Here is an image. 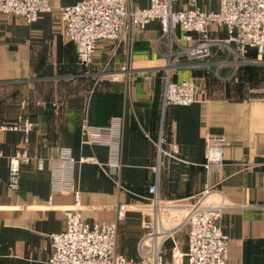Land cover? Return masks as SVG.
Here are the masks:
<instances>
[{
    "label": "crops",
    "instance_id": "1",
    "mask_svg": "<svg viewBox=\"0 0 264 264\" xmlns=\"http://www.w3.org/2000/svg\"><path fill=\"white\" fill-rule=\"evenodd\" d=\"M78 1L55 0L53 6ZM127 3L146 7L149 0ZM197 5L212 11L218 0H197ZM55 9L31 23L0 16V264H46L49 234L63 228L61 209L74 201L72 192L52 190L51 158L64 152L73 157L70 180L80 192L82 218L114 221L117 204L139 201L155 180L154 141L160 134L164 148L176 150L178 159L166 158L159 194L192 200L214 187L217 197L239 205L218 220L229 238L225 264H264V54L259 58L248 51L249 71L233 86L212 87L191 77L198 83L195 101L162 108L165 45L157 21L114 55V44L101 42L93 62L82 66L74 43L60 34ZM24 115L33 122L28 154L42 158L45 166L20 164L18 188L12 190L9 158L21 147L22 133L9 127ZM85 123L105 129L103 136L111 143L88 141ZM209 136L221 139L220 171L202 166ZM143 232L139 214L128 212L117 222L118 252L138 261ZM174 244L187 250L186 228L165 241L166 262Z\"/></svg>",
    "mask_w": 264,
    "mask_h": 264
},
{
    "label": "built area",
    "instance_id": "2",
    "mask_svg": "<svg viewBox=\"0 0 264 264\" xmlns=\"http://www.w3.org/2000/svg\"><path fill=\"white\" fill-rule=\"evenodd\" d=\"M55 0H0V16L18 17L26 23L34 22L40 14L54 11ZM62 38L73 42L80 65L93 62L101 42L114 44L113 53L122 45L130 46L136 32L144 30L149 22L159 23L160 37L165 45L166 62L163 69L162 108L167 105H188L195 101L193 81H172L171 72L179 67L177 61H208L220 57L218 66L246 62L249 50L257 57L264 54V0H218L216 10L205 11L197 0H149L146 7L130 5L127 0H80L55 9ZM224 36H220V33ZM112 56H110L111 60ZM109 60V61H110ZM245 60V61H243ZM147 78H149L147 76ZM88 141L108 143L105 129L84 124ZM33 122L24 115L18 117L9 129L22 133V145L9 158L8 187L16 190L19 184V165L34 163L43 170L42 158L28 154L26 144ZM220 138L209 136L202 166L207 171H220L224 156ZM160 134L154 144L157 161L155 180L139 201L119 203L115 220L82 218L80 192L70 180L73 157L64 152L48 162L51 188L54 192H72L73 204L61 209L64 226L49 234L50 254L46 264H225L228 236L222 232L218 220L222 213L238 204L217 197L219 191L207 186L194 199H168L159 194L158 176L166 158L178 159L175 151L164 148ZM3 153L0 150V158ZM81 162L87 159L81 157ZM119 185V180H114ZM216 198V199H215ZM51 203V197L47 200ZM139 214L143 234L138 241L140 259L134 261L117 250V222L125 220L128 212ZM187 229V250L171 246L169 261H165L163 245L174 234Z\"/></svg>",
    "mask_w": 264,
    "mask_h": 264
},
{
    "label": "rangeland",
    "instance_id": "3",
    "mask_svg": "<svg viewBox=\"0 0 264 264\" xmlns=\"http://www.w3.org/2000/svg\"><path fill=\"white\" fill-rule=\"evenodd\" d=\"M163 57H164V60L166 62L165 56H163ZM217 59H220V57H217L214 60L216 61ZM243 61H245V60H243ZM176 63H177V65H179V67L171 72L170 77L172 78V81H174V82L193 81L196 85V90H197L198 83H196V80L194 81L193 78L201 79V80H199L200 83L203 84V82H205V83L211 85L212 87L223 86V84L227 85L229 83L234 85L235 81L239 80L238 74L241 71V66H247V65L251 64L250 60H246V62L236 63L234 65L227 64V65H223V66L219 67L218 62L192 61V60H187L186 58H180V59H178V61ZM186 64H190V67L187 68V71L180 68L181 65H186ZM245 70H246V68L243 70V72ZM161 71H162L161 72V77H162L161 81H162V85H163V80H164L163 77H164V75H166V72L164 69ZM191 77H193V78H191ZM199 86H200V84H199ZM212 188H214V187H212ZM228 240H229V238H228Z\"/></svg>",
    "mask_w": 264,
    "mask_h": 264
},
{
    "label": "trees",
    "instance_id": "4",
    "mask_svg": "<svg viewBox=\"0 0 264 264\" xmlns=\"http://www.w3.org/2000/svg\"><path fill=\"white\" fill-rule=\"evenodd\" d=\"M248 57V56H247ZM249 58V57H248ZM78 62V61H77ZM83 66V65H82ZM246 68V66H241V71L239 72V74H238V78H239V80L240 79H243V75H245L244 73H245V71L243 72V70ZM247 71H249V69H246ZM235 84V83H234ZM238 84V83H237ZM233 86V85H232Z\"/></svg>",
    "mask_w": 264,
    "mask_h": 264
}]
</instances>
